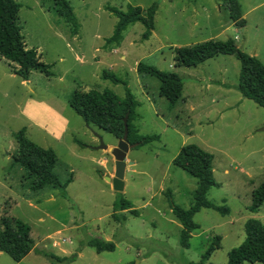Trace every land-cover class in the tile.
Here are the masks:
<instances>
[{"label": "rangeland", "instance_id": "obj_1", "mask_svg": "<svg viewBox=\"0 0 264 264\" xmlns=\"http://www.w3.org/2000/svg\"><path fill=\"white\" fill-rule=\"evenodd\" d=\"M17 1L27 46L53 65L54 75L36 71L24 81L15 65L0 57V222L6 216L23 220L35 241V250L19 263L0 252V264H61L51 255L75 256L69 264H201L216 237L220 244L204 264H228L229 253L246 239L245 223L264 220V205L257 213L250 209L253 192L264 183V108L238 90L236 57L219 55L196 67H177L176 49L234 40L264 64V0H237L245 15L242 28L233 23L226 0H69L80 24L76 36L53 0ZM154 3L156 29L149 40L143 39L144 25L136 22L120 45L105 46L118 22L108 6L127 12L130 6L147 9ZM139 63L181 77L183 94L174 107L160 96L159 79L138 72ZM104 70L128 80L141 103L134 123L141 135L153 138L129 152L123 192L106 180L115 176V158L96 150L97 135L108 146L119 140L88 126L69 104L77 90L108 89L125 97L124 85L102 79ZM23 128L30 140L56 151L55 174L62 184L72 181L66 191H32L35 179L13 158L16 134ZM190 144L214 155L218 186L208 199L231 211L197 213L199 229L187 249L168 193L184 209L195 202L198 180L174 164ZM122 199L138 215L119 211L114 217L115 203ZM107 236L116 245L113 252L99 254L87 245Z\"/></svg>", "mask_w": 264, "mask_h": 264}, {"label": "trees", "instance_id": "obj_2", "mask_svg": "<svg viewBox=\"0 0 264 264\" xmlns=\"http://www.w3.org/2000/svg\"><path fill=\"white\" fill-rule=\"evenodd\" d=\"M57 14L71 26L72 35L76 36L80 31V24L74 8L69 0H53ZM231 12V19L236 26L245 27L241 7L237 0H226ZM22 5L17 0H0V57L12 65H15V74L24 81H28L33 72H41L48 77L53 76V65L46 64L37 49L28 48L22 27L19 23ZM112 14L118 18L113 35L106 40V47L120 45L123 34L128 27L140 22L145 27L144 40L152 37L156 29L155 17L158 12V4L154 3L147 9L140 6H130L127 12L108 6ZM219 55L236 57L241 63L238 90L248 99L253 100L258 106L264 108V64L257 56L250 55L241 49L234 40L219 41L209 40L192 46L176 49L175 63L177 67H196ZM138 72L149 74L160 80V96L169 100L170 107H174L182 97L184 82L179 75L173 72H164L154 66L139 63ZM102 79L113 84H122L126 88L125 97H120L113 91L105 89L99 91L77 90L69 100L73 110L81 116L89 125H95L100 129L122 139L125 134V118H128L129 143H138L141 147L153 141V138L140 134L135 125L139 115L137 108L140 102L128 87V80L118 76L109 70L102 72ZM18 152L14 155V161L20 164L35 179L31 189L39 192L47 187L66 191L71 180L62 184L55 174L59 158L52 148H44L27 137L23 128L16 134ZM135 148V149H138ZM174 164L198 180L195 191V202L189 209L177 205L171 193L168 198L172 212L183 226L181 232V245L190 247V239L193 233L199 229L195 222V216L202 209H213L222 215L230 214V208L226 205L214 204L208 199L212 188L218 186L214 177V155L196 144L184 146ZM264 205V183L253 192L252 212L257 213ZM129 210L133 215H138L133 204L122 199L117 201L114 207V217L117 212ZM126 217H124L125 219ZM246 239L237 248L229 253L228 264H264V220L252 218L245 223ZM32 228L29 224L18 218L3 217L0 222V252L9 255L19 263L35 250V241L32 238ZM221 238L216 237L215 243L205 254L201 264L207 261L219 246ZM87 245L94 248L97 253L113 252L116 245L112 241L91 239ZM57 263L69 264L72 258H63L56 255L50 256Z\"/></svg>", "mask_w": 264, "mask_h": 264}, {"label": "water", "instance_id": "obj_3", "mask_svg": "<svg viewBox=\"0 0 264 264\" xmlns=\"http://www.w3.org/2000/svg\"><path fill=\"white\" fill-rule=\"evenodd\" d=\"M128 118L129 115L125 118V134L122 139H119L117 146L106 145L103 142L102 137L97 135L100 140V145L96 147V150L107 151L115 158V176L113 178L107 176L106 180L113 185V189L116 192H123L125 190V174L128 167V154L131 150L139 146L138 143H129ZM87 125L90 126L89 124Z\"/></svg>", "mask_w": 264, "mask_h": 264}, {"label": "crops", "instance_id": "obj_4", "mask_svg": "<svg viewBox=\"0 0 264 264\" xmlns=\"http://www.w3.org/2000/svg\"><path fill=\"white\" fill-rule=\"evenodd\" d=\"M243 17H245V15L243 14ZM234 23V22H233ZM238 38V37H237ZM117 138V137H116ZM118 139V138H117ZM119 140V139H118ZM117 144H114V145H110V146H116ZM99 151H102V150H99ZM128 168H129V166L127 167V170H128ZM126 170V171H127ZM110 177V176H109ZM112 185V184H111ZM112 187H113V185H112ZM125 187H126V182H125ZM122 212H125V213H131V211H129V210H125V211H122ZM181 224V223H180ZM182 228H183V226H182ZM111 240V236H107L106 238H105V241H110ZM97 252V251H96Z\"/></svg>", "mask_w": 264, "mask_h": 264}]
</instances>
